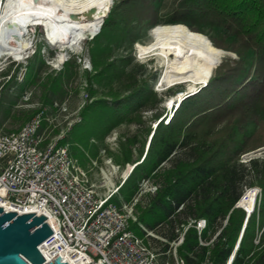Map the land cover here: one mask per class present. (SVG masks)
Returning a JSON list of instances; mask_svg holds the SVG:
<instances>
[{"label":"trees","instance_id":"1","mask_svg":"<svg viewBox=\"0 0 264 264\" xmlns=\"http://www.w3.org/2000/svg\"><path fill=\"white\" fill-rule=\"evenodd\" d=\"M157 1L123 0L120 8L116 12L112 9L100 32L94 35L89 50L94 66H102L94 79L107 89V96L95 99L84 109L82 115L86 121L76 124L61 143L69 144L71 155L85 165L98 154V146L91 142L94 137L104 138L114 125L136 119V114L138 121L142 120L143 112L155 111V117L160 114L162 98L153 88L154 81L148 80L151 75L138 82L136 69L128 70L130 58L111 59L110 46L117 39H123L124 29L129 26L126 19L118 17L122 11L132 10L131 22L137 18L138 23L148 20L152 22L150 25L183 24L208 35L215 47L239 56L234 61L238 66L226 64L223 76L218 75L220 68L214 66L209 79L211 86L217 85L213 86V91L210 87L186 97L168 124H157L143 160L135 165L119 190L128 202L138 193L142 180L153 179L156 183L157 190L149 195L148 203L137 205L136 220H130L129 228L141 237L147 229L163 238H146L157 251L168 249L182 224L190 219L205 218L206 228L199 234L194 227H189L177 248L178 256L186 264H198L206 257L213 264H226L237 242L231 264H264V157L241 162L240 155L250 149L228 134L224 122L229 112L210 111L219 106L214 105L213 100L222 90L224 83L221 82L236 85L240 77L245 76L242 73L251 68L254 76L243 85L244 93L232 95L229 102L245 100V103L255 104L256 112L262 111L257 103L264 95V0H179L169 19L160 22L154 19ZM99 58L104 61L100 62ZM70 63V59L65 61L64 68ZM35 68L32 65L28 78ZM65 75V71L60 70L53 86L60 85ZM115 81L122 87L115 89ZM203 92L206 93L203 95ZM119 154L121 161H133L127 146ZM252 187H259L261 193L247 217L246 211L236 204L244 191ZM218 231L211 243H201L209 242Z\"/></svg>","mask_w":264,"mask_h":264},{"label":"rangeland","instance_id":"2","mask_svg":"<svg viewBox=\"0 0 264 264\" xmlns=\"http://www.w3.org/2000/svg\"><path fill=\"white\" fill-rule=\"evenodd\" d=\"M5 1L0 0V4H4ZM178 1H157L155 3L157 10L154 13V19L158 22L169 19L172 9ZM122 3H124L123 0H111L110 8L103 16L97 32L94 34H85V38L75 47L67 48L66 46L53 44L50 40L46 39V32L42 26L29 28V33L25 37L30 41V48L24 51L20 59L14 55H6V52L0 47V86L3 87L0 99V133L9 132L7 131L9 125H18L19 122L22 125L25 124L40 107L47 108L46 117H48L49 121L46 122L45 134L48 139H52L62 133L65 135L76 124L86 121L82 115L84 109L95 99L107 96V89L103 88L102 84H98L94 79V76L97 75V72L102 66L99 68L94 66V60L89 49L92 46L94 35L100 32L105 19L110 15L112 9L114 8L113 12H116ZM131 13L132 10L128 11V13L122 11L119 14L120 16H118L126 19V23L129 26L124 29L126 34L123 39H117L110 46L112 51L110 53L112 54L111 59H119L122 56L130 58L131 67L128 70L132 67L136 69V79L138 82L143 80L144 77L148 79L149 75H151L148 80L150 82L154 81L153 88L158 92L159 97L162 98L158 108L160 114L155 117V111L143 112L141 121H138V114H136V119L124 120L114 125L104 138L99 139L94 137L91 140V142L98 146V154L82 166L88 171L90 180L93 182L99 181V167L109 158L112 159L116 166L120 167L117 174L118 178L116 179L119 182L120 175L126 170L128 164L136 165L143 160L152 131L159 122H162L164 125L168 124L173 117L174 111L186 97L196 95L201 90L210 87L213 91V86H217L214 83L213 86L210 85V77L207 81L199 83L194 88L192 87L193 89L189 86L193 85L191 81L187 84L161 85L160 82L165 73L163 60L154 54L142 55L139 49L141 46L150 49L153 48L152 29L157 25L165 24L150 25L152 22L148 20L138 23L137 18L131 22L129 17ZM208 33L212 34L210 31ZM206 36L209 38L208 35ZM222 50L226 53L215 65V68H220V70L218 69L219 76L224 75L223 70H226V64L229 67H233L235 65L234 61H237L239 58L232 51ZM69 59L71 61L70 65L68 68H64L65 61ZM99 61L102 62L104 60L99 58ZM32 65H35L36 68L31 77L28 78ZM62 69L66 73L65 78H63L60 85L56 83L53 86L52 82L55 81L58 72ZM252 70L253 68L242 73L245 76L240 77L236 85L233 84L231 86L228 82H221L224 83L221 85L222 90H219L220 94L213 100V104L216 105L218 103L219 106L223 105V107L217 109L218 106L210 110H224L227 113L229 112L228 118L224 122L226 123L228 134L231 137L234 136L236 142H243V146L250 149L240 155L241 162H243L242 160L248 162L249 157H264V114L262 113L264 109V95L257 103V107L262 110H259L261 113L256 112L258 110L255 108L254 103L248 104L245 103V100L236 101L233 104L229 102L232 99V95L236 97L244 93L242 87L248 82L251 76H254ZM124 81H128L127 78H124ZM117 87L121 88L122 84L115 81L114 88L117 89ZM205 91L207 92L208 89ZM206 92H203V95ZM178 96L181 99L174 106L168 104L171 99L177 98ZM56 103L59 106L64 104L67 110L60 111L58 106H55ZM3 123L6 125L2 126ZM126 146L131 149L133 161L123 162L120 160L121 154H119V151ZM102 150H105V153H101ZM92 160L97 161V164L94 165ZM151 183L152 185H156L153 179H149L148 185H145L143 181L140 183L142 194L137 205H146L150 197L149 195L154 194L150 191L151 186L149 185ZM257 188L259 189L257 196H259L261 189L259 187ZM138 210L139 208L136 206V211ZM153 233L158 236L155 232Z\"/></svg>","mask_w":264,"mask_h":264},{"label":"built area","instance_id":"3","mask_svg":"<svg viewBox=\"0 0 264 264\" xmlns=\"http://www.w3.org/2000/svg\"><path fill=\"white\" fill-rule=\"evenodd\" d=\"M2 88L0 86V99ZM55 106L60 111L67 110L64 104ZM46 111V107H40L17 131L0 133V207L4 208L3 212L35 213L57 223L58 230L38 245L45 264L58 254L66 264H186L178 256L177 248L189 227L200 234L207 220L190 219L182 224L165 252L152 248L146 242L148 236L164 239L147 229L141 237L129 228L130 220H136L142 189L121 206L112 201L135 164H128L117 182L120 167L111 158L106 159L99 167V181L93 182L88 171L71 155L69 144L61 143L66 134L52 139L46 137L49 121ZM92 163L96 165L97 161L92 160ZM142 181L148 185L149 179ZM149 186L155 193L157 186L152 183ZM250 189L259 192L257 187ZM219 232L209 242L201 243H211ZM237 247L238 243L226 264L232 263ZM198 264L213 263L206 257Z\"/></svg>","mask_w":264,"mask_h":264},{"label":"bare ground","instance_id":"4","mask_svg":"<svg viewBox=\"0 0 264 264\" xmlns=\"http://www.w3.org/2000/svg\"><path fill=\"white\" fill-rule=\"evenodd\" d=\"M110 3L111 0H6L0 4V47L6 55L20 59L30 48L25 36L34 26H42L46 39L53 44L75 47L85 34L97 32ZM151 35L154 47L141 46L139 52L163 60L165 73L160 84L165 86L191 81L193 85L189 86L193 89L209 79L214 66L226 53L206 35L183 24L157 25ZM180 99V96L173 98L168 104L174 106ZM257 194L256 189H248L238 201L246 215L247 211H253Z\"/></svg>","mask_w":264,"mask_h":264},{"label":"water","instance_id":"5","mask_svg":"<svg viewBox=\"0 0 264 264\" xmlns=\"http://www.w3.org/2000/svg\"><path fill=\"white\" fill-rule=\"evenodd\" d=\"M3 210L0 207V264H45L38 245L58 230L57 223H47L44 215ZM250 213L247 211L246 216ZM46 264L66 263L58 254Z\"/></svg>","mask_w":264,"mask_h":264},{"label":"crops","instance_id":"6","mask_svg":"<svg viewBox=\"0 0 264 264\" xmlns=\"http://www.w3.org/2000/svg\"><path fill=\"white\" fill-rule=\"evenodd\" d=\"M5 125L6 124H4V123L2 124V126H5ZM21 126H22V123L21 122H19L18 125L17 124L16 125H13V124L12 125H9V128L7 127V131H9V132L17 131ZM9 132H5V133H9ZM112 201H114L119 206H121L123 203L127 202L124 199V197L122 196V194L120 193V190H118V192H116L114 194V196L112 197ZM136 213H137V211H136Z\"/></svg>","mask_w":264,"mask_h":264}]
</instances>
